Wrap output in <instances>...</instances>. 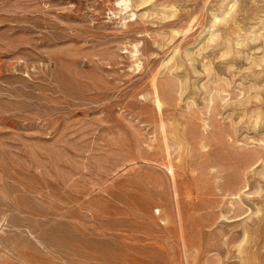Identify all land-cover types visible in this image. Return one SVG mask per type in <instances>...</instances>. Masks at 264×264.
Masks as SVG:
<instances>
[{"label": "rangeland", "instance_id": "1", "mask_svg": "<svg viewBox=\"0 0 264 264\" xmlns=\"http://www.w3.org/2000/svg\"><path fill=\"white\" fill-rule=\"evenodd\" d=\"M261 57L264 0H0V264H264Z\"/></svg>", "mask_w": 264, "mask_h": 264}, {"label": "bare ground", "instance_id": "2", "mask_svg": "<svg viewBox=\"0 0 264 264\" xmlns=\"http://www.w3.org/2000/svg\"><path fill=\"white\" fill-rule=\"evenodd\" d=\"M137 1V0H136ZM140 1V0H139ZM142 1V0H141ZM139 4V3H138ZM233 5V4H232ZM231 6V5H230ZM235 6V4L233 5V7ZM232 7V8H233ZM230 8V7H229ZM227 9V8H226ZM229 10V9H228ZM236 10V9H235ZM227 14H228V12H226ZM233 14V13H232ZM226 16V15H225ZM232 17V16H231ZM230 17V19H232ZM164 18V17H163ZM226 18V17H225ZM235 18V17H234ZM229 19V18H228ZM217 20V19H216ZM227 20V19H226ZM235 20V19H234ZM233 20V21H234ZM216 22V21H215ZM214 22V23H215ZM222 22V21H221ZM222 25V24H221ZM227 25V24H226ZM256 34V33H255ZM174 35V34H173ZM213 33L210 35L211 37H209L210 39H212V37H213ZM260 35L261 34H259V37H260ZM257 36V35H256ZM258 37V36H257ZM256 38V37H255ZM214 39H215V36H214ZM169 40H171V39H169ZM211 41V40H210ZM209 41V44L211 43ZM213 41V40H212ZM224 52H226L227 53V51L225 50ZM224 52H223V54H224ZM225 53V54H226ZM191 54V53H190ZM227 54H229V53H227ZM188 56V55H187ZM192 56V55H191ZM189 57V56H188ZM225 57V56H224ZM262 58V57H261ZM264 58V57H263ZM262 58V59H263ZM194 59V58H193ZM183 60V59H182ZM193 62V61H192ZM263 63H264V61H263ZM179 67V66H178ZM198 72V71H197ZM155 78H157V77H155ZM257 83V82H256ZM225 85V84H224ZM264 87V86H263ZM263 87H262V89H263ZM162 89V88H161ZM183 89H184V86H183ZM258 90V89H257ZM222 91H223V89H222ZM221 91V92H222ZM225 92V91H224ZM256 92V91H255ZM153 93H154V100H155V103H157V106H161V104H163V103H161V92H160V87L158 86V83L157 82H154L153 83ZM258 93V92H257ZM256 93V94H257ZM258 94H261L260 92L258 93ZM261 97V96H260ZM213 98V97H212ZM257 99H258V95H257ZM245 100V99H244ZM254 100V99H253ZM256 101H258V100H256ZM238 103H239V101H237ZM246 102V101H245ZM249 103V102H248ZM237 104V103H236ZM243 105V104H242ZM257 105V104H256ZM160 108V107H159ZM260 108V107H259ZM256 124V123H255ZM254 125V124H253ZM164 126V125H163ZM162 126V127H163ZM255 126V125H254ZM163 129H164V127H163ZM164 131H165V129H164ZM174 132V131H173ZM165 139V138H164ZM261 151V150H260ZM259 151V152H260ZM258 153V152H257ZM262 153V152H261ZM253 154V153H252ZM263 154V153H262ZM262 154H260V155H262ZM262 156H263V158H262ZM262 156H260V157H258V155H257V157L258 158H256L251 164H260V166H261V164H263L264 165V155H262ZM253 157V156H252ZM252 159V158H251ZM247 164V163H246ZM248 164H249V162H248ZM250 166V165H249ZM171 167V166H170ZM257 167H258V165H257ZM171 171H172V173H174V166L172 165V167H171ZM262 173V172H261ZM264 177V176H263ZM240 179V178H239ZM236 184H238L237 182H236ZM221 185V184H220ZM248 185V184H247ZM222 186V185H221ZM233 187L235 186V184L234 185H232ZM237 186V185H236ZM239 186V185H238ZM237 188V187H236ZM239 189H237L236 191H234V189L233 188H230L229 187V191H230V193H232L231 195H233V194H239L240 192H238V191H240V187H238ZM224 189H227V188H224ZM231 189H233V191L231 190ZM227 191H228V189H227ZM259 191V190H258ZM245 193H246V191H245ZM250 193V192H249ZM254 193H255V191H254ZM227 194V193H226ZM246 195H247V193H246ZM238 197H241L240 195L238 196ZM237 197V198H238ZM248 197V196H247ZM259 199V198H258ZM239 200V199H238ZM261 200V199H260ZM233 203V202H232ZM236 203V202H235ZM244 203V202H243ZM240 204V203H239ZM234 206V208L235 207H237V206H235V205H233ZM237 208H239V207H237ZM229 209H230V207H229ZM233 209V208H232ZM242 209V208H241ZM240 209V212H241V214L243 215L244 213L242 212V210ZM236 210V215L235 216H238L239 217V214H237L238 212H239V210L238 209H235ZM249 210V209H248ZM260 210H261V207H260ZM260 210H259V213H260ZM233 211V210H232ZM244 211V210H243ZM246 211H247V209H246ZM239 212V213H240ZM235 213V212H234ZM263 214H264V212H263ZM241 216V215H240ZM232 217V216H231ZM237 217V218H238ZM242 218V217H241ZM257 218H259V217H257ZM253 219V218H252ZM251 219V220H252ZM260 220H261V218L260 219H257V220H254L255 221V223L254 224H256V225H260L259 224V222H260ZM262 223V222H261ZM256 225H255V227H256ZM263 226V225H262ZM252 228H253V225H252ZM260 228V227H259ZM249 229H251V227L249 226V227H245V229H244V233L245 234H248L247 236L249 237ZM254 229V228H253ZM262 229H263V227H262ZM252 230V229H251ZM253 231V230H252ZM251 231V232H252ZM255 231V230H254ZM260 230H257V233L259 232ZM237 233V232H236ZM235 233V234H236ZM253 233V232H252ZM251 234V233H250ZM256 234V233H255ZM255 234H253V235H255ZM240 235V234H239ZM241 235H242V232H241ZM232 236V235H231ZM238 236V235H237ZM243 236V235H242ZM236 237V236H235ZM239 237V236H238ZM246 237V236H245ZM247 237V238H248ZM243 238V237H242ZM229 239H231V238H229ZM243 239H245V238H243ZM250 239V238H249ZM234 240V239H233ZM237 240H238V238H237ZM248 240V239H247ZM260 240V239H259ZM246 241V240H245ZM231 242V241H230ZM242 242H244V241H242ZM241 243V242H240ZM262 243V242H261ZM240 245V244H239ZM251 245V244H250ZM242 246V245H241ZM238 249H239V246H238ZM246 249V248H245ZM243 258V257H242ZM247 258V257H246ZM245 260V259H244ZM258 260V259H257Z\"/></svg>", "mask_w": 264, "mask_h": 264}]
</instances>
